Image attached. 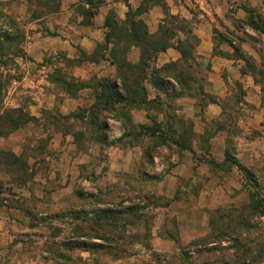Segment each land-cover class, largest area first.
I'll use <instances>...</instances> for the list:
<instances>
[{"label":"rangeland","instance_id":"rangeland-1","mask_svg":"<svg viewBox=\"0 0 264 264\" xmlns=\"http://www.w3.org/2000/svg\"><path fill=\"white\" fill-rule=\"evenodd\" d=\"M168 1L142 0V9L159 6L167 11L164 22L170 33L151 39L154 47L169 42L176 30L190 27L208 4L213 15L205 14L206 19L200 20L213 24L216 43L232 47L235 58V49L241 50L246 57L243 71L252 76L264 95V39L249 30L250 17L243 14L252 6L257 11L253 19L264 18V0H173L178 15L168 12ZM57 8L58 0H0V264H191V257L197 256L195 242H214L207 247L214 249L212 262L235 253V244L229 241L232 238H240L241 245L250 248L262 243L264 215L253 213L250 206L252 194L264 200V151L253 159L247 157L249 169L244 171L239 189L231 192L235 201L210 211L208 235L183 243L176 218L157 220L156 209L162 203L150 182L152 176L110 172L111 150L95 142L90 121L95 101L70 115L60 113L58 103L63 97L59 96L67 94L68 85L72 90L78 88L80 81L53 65L49 78L41 82L46 96L40 106L42 101L30 92L32 79L28 77H33L41 64H29L25 41L35 19ZM240 11L242 16L236 15ZM182 13L194 17L186 20ZM122 68L123 74L130 76L131 70ZM84 84L92 88L97 82ZM241 90L236 84L234 96L227 100L225 124L231 135L239 131L236 122L240 116L253 114L250 106L240 111ZM91 98L86 96L88 101ZM83 114L85 119L80 117ZM255 133L264 134V129ZM143 142L147 164L171 154L167 138L150 137ZM190 194L196 196L197 187L193 186ZM155 232L167 234L175 242L171 250H154ZM231 247L234 249L228 250Z\"/></svg>","mask_w":264,"mask_h":264},{"label":"crops","instance_id":"crops-1","mask_svg":"<svg viewBox=\"0 0 264 264\" xmlns=\"http://www.w3.org/2000/svg\"><path fill=\"white\" fill-rule=\"evenodd\" d=\"M168 2L171 3L168 12L180 14L172 5L173 0ZM141 4L142 0H104L96 8L86 0H58V8L35 19L27 33L25 51L31 61L29 64H41L36 71L38 74L35 72L33 77H28L32 79L31 94L39 102L46 96L41 82L49 78L53 65L60 66L70 78L82 83L116 81L123 93L122 78L127 81L132 76L135 79L139 73L130 72L127 76L125 72L124 75L121 62L137 67L143 53L132 36L130 23H126L129 14H135V20L144 24L150 36L170 33L164 22L167 11L159 6L141 9ZM202 9L204 13L197 15V21L190 27L171 33L168 47L158 51L147 68L141 85L147 103L158 100L157 107L151 108L137 100L130 108L133 130L126 124L123 129L122 123L112 117L106 120L109 129L118 127L110 133V139L122 140L110 148V172L152 176L150 182L162 203L156 209L157 220L161 218V223L162 219L176 218L178 237L183 243L208 235L210 211L235 201L231 192L239 189L244 171L249 169L247 157L253 159L255 154L259 156V152L264 151V134L255 133L259 128L264 129L262 89L251 75L243 73V61L233 56L234 49L216 43L213 24L200 20L206 19L205 14L213 15L214 11L208 4ZM247 10L257 13L251 6L245 10L246 14L240 11L236 15L243 13L250 17ZM89 12L95 13L93 18L88 17ZM182 16L186 20L194 17L183 13ZM248 28L264 39V33ZM192 37V48H189ZM173 65L184 67V76L176 77L174 72L163 71ZM28 67L30 65L25 69L26 76ZM197 67L199 70H195ZM154 70L159 71L155 75L160 80L159 86L153 81ZM236 84L242 88L243 99L238 101L240 111L250 106L253 114L240 116L236 122L239 131L231 135L225 124L229 113L226 105L229 97L234 96ZM89 95L93 96L91 101L86 99ZM94 96L91 87L75 95L61 94L59 111L64 116L70 115L89 102L93 104ZM141 127H154L159 131L152 136L140 132ZM149 136L167 138L172 145L171 154L162 160L155 157L152 165L147 164L143 142L149 140ZM227 156L235 163L227 161ZM193 186L197 187L198 194L191 197ZM152 240L154 250L160 253L175 245L167 234L160 232L153 233Z\"/></svg>","mask_w":264,"mask_h":264},{"label":"trees","instance_id":"trees-1","mask_svg":"<svg viewBox=\"0 0 264 264\" xmlns=\"http://www.w3.org/2000/svg\"><path fill=\"white\" fill-rule=\"evenodd\" d=\"M87 3L95 6L96 8L99 7L103 3L104 0H86ZM142 9V8H141ZM247 12L251 15L247 25L251 27L254 31L259 33H264V18L262 16H259L258 21L253 19V16L255 12L247 10ZM89 18H93L95 13L89 12L88 14ZM126 23H130L131 29H132V36L136 39L137 43L141 46L143 49L141 63L137 67H131L127 65L125 62H121V68L124 66L131 71L129 72H135L139 73L136 75L137 78L132 79V76L129 78V80L126 81V79H123L122 84V90L121 92L120 87L117 86L116 81H102L97 82V85L92 87L94 91V99H95V107L90 110L91 112V125L93 126L95 130V142L100 144L104 150L109 149L111 147L116 146L117 144H120L122 140H111L109 137L110 129L107 126V118L112 117L116 119L117 121L121 122L123 125V129H126L127 127H131L130 122V108L137 100L141 101V103H147L146 96H145V90L142 87L141 83L145 77V73L147 71V68L150 66V63L155 58V55L158 51H161L163 49H166L169 45V42H161L159 47H154L153 43H151V39H153L155 36H150L144 26V24L140 21L135 20V14L130 13L129 18ZM163 33V32H161ZM169 32L163 33V36L167 35ZM130 34V33H128ZM189 48H192V46L189 45ZM122 49L119 50L121 52ZM235 52L237 54L236 59L242 60L246 62V57H244L241 54V50L239 48L235 49ZM123 69V68H122ZM121 69V70H122ZM169 71V73H175L176 77L184 76L183 75V69H178L176 65L166 67L163 71ZM158 70L153 71V81L154 84L159 86V78H155V75L159 74ZM244 74H248L247 72L243 71ZM251 74V73H250ZM182 79V78H181ZM78 88L75 90H72L74 87L68 85L66 92L70 95H75L78 91L81 89L87 88L86 84L79 82ZM1 90V86H0ZM210 101L215 102L213 98H210ZM149 107L154 108L158 105V100H154L150 103H147ZM94 113L95 115H93ZM227 115V114H226ZM81 119H85L84 114L80 116ZM99 122V123H98ZM131 130V129H130ZM140 132L144 133L146 132L148 135L155 136L157 132L159 131L157 128H144L141 127ZM102 132L99 137H97L96 133ZM164 139V137H160ZM93 139V138H92ZM185 146V145H183ZM227 161L230 163H235L234 160L231 159L230 156H227ZM251 178H253L251 176ZM251 206L250 210L253 213H259L261 216L264 215V212H261L263 210V198H257L256 195H251ZM247 226V224L245 225ZM249 228V227H248ZM229 241H232L233 244H235V253L233 254H225L224 256H220L217 258H214V262H212V258L210 257V254H213L214 249L211 250L208 246H211L214 242H208L206 241L205 244H200V242H195L193 246H195V255L197 258V263L195 262L196 258L191 257V264H263L264 263V241L262 243H259L255 248H250L249 244H243L240 243V238H232ZM203 245V246H202ZM203 247V248H199ZM234 247V246H233ZM234 248H229L228 250H231ZM239 250V252H238ZM237 251V252H236ZM206 253L207 256H206ZM186 254V253H184ZM193 259V260H192Z\"/></svg>","mask_w":264,"mask_h":264}]
</instances>
